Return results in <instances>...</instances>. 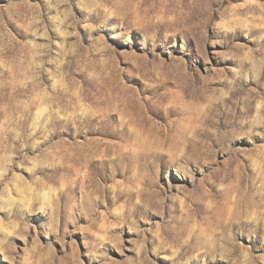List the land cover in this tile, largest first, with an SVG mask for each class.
Returning a JSON list of instances; mask_svg holds the SVG:
<instances>
[{
    "label": "rangeland",
    "instance_id": "obj_1",
    "mask_svg": "<svg viewBox=\"0 0 264 264\" xmlns=\"http://www.w3.org/2000/svg\"><path fill=\"white\" fill-rule=\"evenodd\" d=\"M0 264H264V0H0Z\"/></svg>",
    "mask_w": 264,
    "mask_h": 264
}]
</instances>
